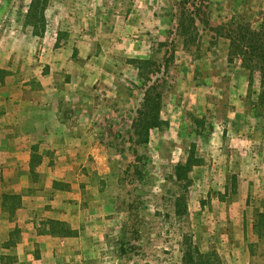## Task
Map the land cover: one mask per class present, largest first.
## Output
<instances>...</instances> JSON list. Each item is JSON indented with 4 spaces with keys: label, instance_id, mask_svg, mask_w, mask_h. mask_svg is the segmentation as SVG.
Wrapping results in <instances>:
<instances>
[{
    "label": "rangeland",
    "instance_id": "374dc122",
    "mask_svg": "<svg viewBox=\"0 0 264 264\" xmlns=\"http://www.w3.org/2000/svg\"><path fill=\"white\" fill-rule=\"evenodd\" d=\"M30 5L0 0V81L9 60L17 84L53 73L90 133L59 181L0 167V264H182L186 238L264 264V0H47L44 29ZM153 88L164 123L143 143Z\"/></svg>",
    "mask_w": 264,
    "mask_h": 264
},
{
    "label": "crops",
    "instance_id": "0c3cea01",
    "mask_svg": "<svg viewBox=\"0 0 264 264\" xmlns=\"http://www.w3.org/2000/svg\"><path fill=\"white\" fill-rule=\"evenodd\" d=\"M80 38L87 39L83 35ZM78 53L86 54L85 48ZM15 66V60L1 66L11 74L0 81V167H16V173L28 181L45 177L59 181L57 168L68 165L67 153L76 148L75 131H81V137L90 133L84 122L90 115L85 113L83 100L65 93L66 84L59 87L58 76L37 72L36 86L26 84L29 79L17 84Z\"/></svg>",
    "mask_w": 264,
    "mask_h": 264
},
{
    "label": "trees",
    "instance_id": "16d2710c",
    "mask_svg": "<svg viewBox=\"0 0 264 264\" xmlns=\"http://www.w3.org/2000/svg\"><path fill=\"white\" fill-rule=\"evenodd\" d=\"M47 8V0H31L30 12L31 17L37 18L39 17L40 24L44 29L45 16L44 12ZM257 36H261L258 34ZM264 59V55L261 54ZM138 69H141V66H138ZM262 86L264 88V67H263V78H262ZM156 88L151 89V93L148 98L145 100V109L146 113H144L143 117L140 119L141 123L139 125H144L143 132L139 135L143 136V143H147L150 137V131L152 129H159L163 125V120L161 118V108H162V99L163 96L161 93L156 92ZM152 95V96H151ZM200 161L197 159L195 145L191 148L189 157L185 164H180L175 168V177L179 183L188 184L190 183L189 174L192 172L193 168L198 166ZM183 198V197H182ZM182 198L178 199L177 206L179 207L177 212L178 214H182L181 212V204ZM182 264H223L218 255L214 252L212 253H202L198 247H195L190 243V241L186 238L184 241V251H183V261Z\"/></svg>",
    "mask_w": 264,
    "mask_h": 264
}]
</instances>
